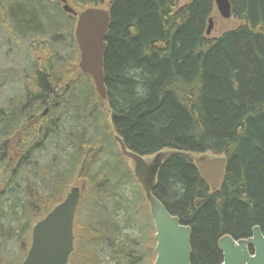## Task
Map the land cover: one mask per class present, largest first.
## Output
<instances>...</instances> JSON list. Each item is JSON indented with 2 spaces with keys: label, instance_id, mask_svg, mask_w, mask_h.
I'll list each match as a JSON object with an SVG mask.
<instances>
[{
  "label": "trees",
  "instance_id": "1",
  "mask_svg": "<svg viewBox=\"0 0 264 264\" xmlns=\"http://www.w3.org/2000/svg\"><path fill=\"white\" fill-rule=\"evenodd\" d=\"M71 3L75 12L109 9L105 102L75 66V19L58 2L0 0L1 41L31 42L46 56L0 69L2 86L25 85L0 107V264L23 262L34 225L80 179L83 194L88 188L83 208L90 206L86 224L79 211L74 217L87 236L82 264L101 263V235L115 243L113 249L119 245L109 264L153 263L155 245L144 242L154 233L152 220L141 214L144 194L115 135L141 157L175 152L164 160L152 193L190 228L191 264H221L217 242L224 236L247 239L254 227L264 236V0H229L237 26L216 37L206 35L214 0ZM43 109L50 118L40 115ZM72 119L76 125L66 128ZM207 154L226 159L216 192L191 159ZM121 212L124 229L141 221L143 245L138 238L118 240ZM10 243L16 244L15 258L6 252Z\"/></svg>",
  "mask_w": 264,
  "mask_h": 264
},
{
  "label": "water",
  "instance_id": "2",
  "mask_svg": "<svg viewBox=\"0 0 264 264\" xmlns=\"http://www.w3.org/2000/svg\"><path fill=\"white\" fill-rule=\"evenodd\" d=\"M62 11L76 18L74 40L79 52L78 68L93 83L100 100L106 101L104 85L105 38L109 30V9L87 8L75 12L66 0H57ZM216 12L224 19L231 18L229 0H214ZM208 20L206 35L213 29ZM120 154L132 164L134 178L140 186L154 226L155 260L153 264H191V230L182 225L177 217L171 216L153 196L157 174L164 160L175 152H159L146 160L125 147L123 141L114 136ZM201 179L211 192H216L223 180L226 159L206 155L191 157ZM81 192L72 187L65 199L36 223L31 231V245L21 264H67L73 252V221ZM252 250V253L249 252ZM217 250L221 253V264H264V236L259 227L251 231L247 239L235 241L229 236L220 238Z\"/></svg>",
  "mask_w": 264,
  "mask_h": 264
},
{
  "label": "rangeland",
  "instance_id": "3",
  "mask_svg": "<svg viewBox=\"0 0 264 264\" xmlns=\"http://www.w3.org/2000/svg\"><path fill=\"white\" fill-rule=\"evenodd\" d=\"M50 1L53 4L56 2V0H50ZM188 1L189 0H180V3L185 4ZM67 3L70 7H72L71 0H67ZM105 7L106 6H104L103 8H105ZM211 18H212L214 26H213V29L211 30L210 35L208 37H216L221 32L232 29L235 26H237V23L234 20H232L231 18L228 20H224L218 15V13L216 11L214 12V15ZM0 38H1V35H0ZM30 43L31 42H25V43L18 46V44L12 42V40H7L5 42L4 41L2 42L0 39V69H2V70L16 69L18 67H21L25 63L26 57H29L30 59L35 61V59H37L39 56H45V53H43L42 55L39 54V50L37 49L39 47L38 45L32 44V47L30 48V46H29ZM69 52H70V50H69ZM75 66L78 69V63ZM15 79H17V78H15ZM0 85H1L0 86V107H4V104L8 101L9 97L16 96V95H19L20 93L24 92V87H25L24 84L16 83V82H11V84H7V85L4 84V86H2V83H1ZM65 88L66 89H64V90L68 91V89H69L68 85ZM44 111H45V109L42 110L40 115L43 117L47 116L48 118H50L49 114L48 115H46L47 113L43 114ZM106 112H107V110H106ZM106 115L108 117V112ZM108 119H109V117H108ZM72 120L73 121H71V120L70 121L66 120L67 122L65 121L66 122V124H65L66 128H69L70 126L76 125L75 120L74 119H72ZM107 123L110 125V122H107ZM20 133H21V131H19L18 137H21ZM111 133H113L112 130H111ZM95 149H96V147H95ZM206 156H208L209 158L212 157L208 154ZM192 157L198 158L199 156H192ZM47 158H44L43 162H46ZM152 158L153 157H149V158H146V160H149ZM122 160H123V163L125 164V166L132 170L131 162L126 160V159H122ZM101 162L99 161V163H96L95 169L100 167ZM83 183H84L83 179H80V180H76L72 185L73 187H78L80 189V192H81L80 204H79V207L77 209V211H79L78 214H79L80 220L82 222V223L79 222L81 225L87 223V221L89 219L88 218L89 217V215H88L89 209L88 208L90 207L89 206L88 208H83L87 204V199H88V196H87L88 188L87 187L84 190L85 193L84 194L82 193L83 192V186H84ZM145 202L146 201H144V203L142 204L141 214L143 211L144 215L146 214V215L150 216L149 206ZM109 206L111 207L112 205H108L107 207H109ZM121 213L120 214L118 213L116 220L120 224V226L123 227L124 223L123 222L120 223V221L125 219V215L123 213L122 214ZM138 215H140V213ZM78 221L79 220L76 221V219H75V222H74V228H73L74 250H73L72 255L70 256L71 258H70L68 264H82L83 263L79 257V254H81V245H82L81 242L83 239L87 238V236L86 235L83 236L82 232L81 233L79 232ZM135 223H136V220H135ZM150 225L153 227V222H151ZM140 226H141V221L139 222V224H136L135 228H130V229L125 228L124 229V227H123L121 230V235L118 237V240L123 241L128 236L129 238L132 239V241H134L135 238L136 239L138 238L139 242H141L143 245V242L139 238L140 236H138V235H140L139 234V230L141 229ZM147 232H149V231L147 230ZM109 239L110 238H108L107 235H101L99 240H98L99 242H101L103 240L104 243H106V244L101 245L98 248V251H99L98 258L101 262L99 264H109V261H111L110 259L115 258L113 253L115 252L116 248L119 247V245L113 249V245L115 243L112 244V246H110ZM145 239L146 240L144 242L147 243V245L145 244L147 247H151L152 243L155 245L154 233H151V235L150 234L146 235ZM141 243H139V244L141 245ZM75 251H76L77 256L74 257ZM6 252H8L9 255H11L13 258H15L18 254L16 244L10 243L6 247ZM145 252L146 251L143 250L142 254ZM116 259H117L116 261L119 262L118 258H116ZM146 262L149 263L150 260H148ZM153 263H154V261H153ZM85 264H88V263L85 262ZM90 264H95V263L92 262Z\"/></svg>",
  "mask_w": 264,
  "mask_h": 264
},
{
  "label": "flooded vegetation",
  "instance_id": "4",
  "mask_svg": "<svg viewBox=\"0 0 264 264\" xmlns=\"http://www.w3.org/2000/svg\"><path fill=\"white\" fill-rule=\"evenodd\" d=\"M46 113H47V109L44 111V113H43V114H46ZM73 241H74V240H73ZM73 250H74V245H73ZM249 252H250V253H252V250H251V249H249ZM71 255H72V254H71ZM69 258H70V257H69ZM68 263H69V260H68ZM68 263H67V264H68Z\"/></svg>",
  "mask_w": 264,
  "mask_h": 264
},
{
  "label": "bare ground",
  "instance_id": "5",
  "mask_svg": "<svg viewBox=\"0 0 264 264\" xmlns=\"http://www.w3.org/2000/svg\"><path fill=\"white\" fill-rule=\"evenodd\" d=\"M255 228V227H254ZM252 231V230H251ZM155 253V252H154Z\"/></svg>",
  "mask_w": 264,
  "mask_h": 264
}]
</instances>
